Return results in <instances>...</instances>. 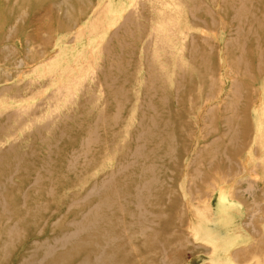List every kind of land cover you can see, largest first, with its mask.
<instances>
[{
    "label": "rangeland",
    "instance_id": "1",
    "mask_svg": "<svg viewBox=\"0 0 264 264\" xmlns=\"http://www.w3.org/2000/svg\"><path fill=\"white\" fill-rule=\"evenodd\" d=\"M14 2L18 0H0V150L5 158L9 155L0 162V170L10 160L15 161L20 168L11 181L16 186L24 174L30 175L31 180L40 175L29 168L40 162L39 157L42 160L49 156L54 170L48 173L50 176L41 174L54 181L46 189H36V193L27 182L21 184L23 191L32 197L29 201L19 203L17 191L8 198L12 213L8 216L11 222L19 218L21 225L14 246L0 257V264H17V258L29 252L25 247L33 236L50 237L64 222L80 220L87 207L97 202L109 205L108 193L102 196L91 191L95 182L107 179V174L112 179H109L113 185L111 191L117 192L116 202L123 201L133 207L127 194L135 193L136 185L129 177L139 172L140 155L152 152L155 156L150 161L153 162L146 165L154 164L160 170L156 174L159 183L150 181L154 185L150 186L151 191L145 192L144 206L153 213L154 219L145 233L153 235L148 242L136 233L128 239L137 229L132 227L120 240L124 246L109 255L111 262L264 264V20L260 41L249 37V42L257 40L255 42L259 43H251V48L260 49L261 63L253 60L252 65L249 63V67L244 68L243 63L248 60L245 57L246 60H240L243 65L235 69L230 66L233 56L229 52L239 38H231L234 31L228 22L230 12L222 6L223 0H76L77 3L73 2L68 8L60 4V0H19L16 5ZM259 2L253 0L251 4ZM191 8H195L194 12ZM190 13L195 15L194 20ZM197 18L205 23L195 25L199 22L195 21ZM203 50L206 54L200 53ZM179 51L187 56L181 61L182 65L187 64L183 72L172 69V57L177 61ZM200 55L205 60L203 65ZM190 58L197 61H189ZM161 62L165 63L163 70L159 72L155 68L153 71L165 76L168 88L154 92L151 88L163 79L156 82L147 77L146 71ZM105 73L109 74L113 88L105 83ZM200 74L207 75L204 76L206 83L200 80ZM236 79L243 81L244 87L234 98L231 94ZM117 85L121 87L119 90ZM142 90L152 91L148 97L155 105L153 116L167 125L164 133L160 132V139L144 132L141 137V129L137 127L140 120L136 115L145 110L140 98ZM117 92L121 93L120 104L111 99ZM159 98H164L162 106L155 103ZM231 100L236 106L224 111ZM149 113L146 115L152 116ZM99 115L100 127H88L86 122ZM108 116L116 118L112 126L104 128L101 122ZM224 118L226 122L235 123L231 126L232 132L228 125L226 127ZM154 129L152 131L157 134ZM87 135L94 138L89 150L84 141ZM166 135L171 138L172 151ZM217 136L220 139L212 144L210 140ZM134 143L139 144L142 151L138 156ZM8 148L13 149L15 155L11 153L13 150L8 154ZM126 151V157H131L122 159L120 155ZM199 152L202 154L197 159ZM61 155L69 160L65 163L74 164L71 170L59 169ZM71 156H77L78 163L73 162ZM132 159L136 163L127 168L122 166ZM119 164H122L121 172ZM69 193L80 201L70 203L66 197ZM57 202H60L58 207ZM104 207H101L103 216L113 220L118 213ZM25 209L28 210L26 215L21 213ZM109 212L111 214H107ZM125 221L129 223L133 219L126 217ZM102 225L98 222L94 229H102ZM86 235L88 233H82L77 238L81 243L90 240ZM79 246L77 252L86 247L84 243ZM72 248L65 247L67 252L72 251L69 257L73 260L78 253Z\"/></svg>",
    "mask_w": 264,
    "mask_h": 264
},
{
    "label": "bare ground",
    "instance_id": "2",
    "mask_svg": "<svg viewBox=\"0 0 264 264\" xmlns=\"http://www.w3.org/2000/svg\"><path fill=\"white\" fill-rule=\"evenodd\" d=\"M20 1H22V2H29V1H37V0H20ZM219 1V0H218ZM253 0H223V4H222V6L226 9V11H228V12H230L229 13V15H230V21H228L229 22V26L231 27V28H233V31H234V33H232V34H234V37H231V38H235V39H240V41H239V39L237 40V43H236V45L234 46V47H232L233 49H231L230 50V52H229V55L231 54V56H233V58H232V61H231V67L233 68V66H234V68L236 69V68H238V67H240V66H242L243 64V66L242 67H244V68H247V67H249V63L252 65V62H253V60H255L256 61V63L258 62V63H261V58H262V54L259 52V48H257L256 50L255 49H253V48H251V43H253V45H254V42L255 41H257V40H259L260 41V36H262L263 34H261L262 33V30H260V28H263V26H262V24H263V20H264V0H260L261 2H259V4H257V5H253L252 6V4H251V2H252ZM259 1V0H258ZM18 2H19V0H18ZM17 2V3H18ZM73 2L74 3H77L76 2V0H60V4L61 3H63L62 5H65L67 8L68 7H72L73 5ZM256 2V1H255ZM16 3V4H17ZM257 3V2H256ZM14 4H15V2H14ZM15 4V5H16ZM21 4V3H20ZM220 4H221V1H220ZM58 5V4H57ZM13 6V5H12ZM14 8V7H13ZM70 9V8H69ZM193 8H191V10H192ZM195 9V8H194ZM194 9H193V12H194ZM190 10V9H189ZM188 10V12H190ZM199 10V9H198ZM203 10V9H202ZM220 10V9H219ZM68 11V10H67ZM67 11H65V12H67ZM225 11V10H224ZM207 13H209V12H207ZM189 14V13H188ZM190 14H192L193 15V13H190ZM226 14V13H225ZM224 14V15H225ZM211 15V14H210ZM227 15V14H226ZM194 16V17H193ZM192 17H193V20H194V18H196L195 17V15H193ZM209 16V15H208ZM260 16V17H259ZM212 17V16H211ZM226 17V16H225ZM192 19V18H191ZM212 19V18H211ZM226 19V18H225ZM197 20H199V22L197 21ZM212 20H214V19H212ZM195 21H197L198 23H196L195 25H201V24H203V23H205L203 20L201 21V19L200 18H197ZM208 22H209V19H208ZM212 22V21H211ZM71 23V22H70ZM213 23H214V21H213ZM213 23H211V24H213ZM74 24V23H73ZM209 24H210V22H209ZM227 24V23H226ZM228 25V24H227ZM221 26V25H220ZM262 26V27H261ZM227 27V26H226ZM224 25H223V28H226ZM259 31H261V32H259ZM190 32H188V34H189ZM249 34L248 36H246V34ZM77 34V33H76ZM181 35V34H180ZM191 36H193V34H190ZM251 36H254V38H256L257 40H255V41H253V42H249V37H251ZM195 37V36H194ZM161 38V37H160ZM193 38V37H192ZM252 38V37H251ZM163 39V38H162ZM173 39V38H172ZM181 39V38H180ZM197 39V38H196ZM234 39V40H235ZM192 40V39H191ZM230 40V39H229ZM181 41H182V39H181ZM180 41V42H181ZM198 41V40H197ZM231 41V40H230ZM149 42V41H148ZM191 42V41H190ZM227 42V41H226ZM158 43V42H157ZM187 43V42H186ZM257 45L259 44L258 42H255ZM172 44V43H171ZM235 44V43H234ZM186 45V44H185ZM256 45V46H257ZM149 46V45H148ZM161 46V45H160ZM157 47V46H156ZM159 47V46H158ZM184 47V46H183ZM186 47V46H185ZM193 48V47H192ZM199 48V47H198ZM146 49H147V47H146ZM156 49V48H155ZM189 50H190V48H189ZM193 50H194V48H193ZM253 50H255L254 52H253ZM147 51V50H146ZM154 51V50H153ZM180 52V51H179ZM187 52V51H186ZM192 52V51H191ZM188 53V52H187ZM201 54L203 53V54H206V52L203 50L202 52H200ZM189 55V54H188ZM159 56V55H158ZM186 56V54L184 53V52H180L179 53V55H178V58H177V61H175L174 59V57H172L173 58V60H172V69L173 70H178V69H181V70H179V72L180 71H182L183 72V67H184V65L185 64H183L182 65V62L181 61H183V57H185ZM234 56H235V58H234ZM142 57V56H141ZM162 58H163V56H161ZM187 57V56H186ZM203 56L202 55H200L199 56V59L201 60L200 62H201V64L203 65V62L205 61H203V58H202ZM245 57H247L248 58V60L246 61V62H242L243 64H240V60H241V58H244L245 59ZM143 58V57H142ZM150 58V57H149ZM229 58V57H228ZM157 60H158V58H156ZM170 59H171V57H170ZM168 60V59H167ZM187 60V59H186ZM246 60V59H245ZM144 61V60H143ZM159 61V60H158ZM157 61V62H158ZM168 61H170V60H168ZM167 61V62H168ZM189 61H192V62H194V61H197V59H189ZM203 61V62H202ZM144 62H146V61H144ZM153 62H154V59H153ZM160 62V61H159ZM165 62V61H164ZM188 62V61H187ZM200 62H198L199 64H200ZM236 62L237 63H239V65H237V66H235L234 64H236ZM170 63V62H169ZM168 63V64H169ZM146 64V63H145ZM154 64V63H153ZM152 64V65H153ZM164 64L165 63H163V62H161V63H155V66H154V68L152 67V66H150L149 67V69H147V71H146V73H147V77H149L150 79H152V80H154V81H159V80H161V79H163V77H165V76H161V74L160 73H158L156 70L155 71H153V69H159L158 71L160 72V70H163V68H164ZM168 64H167V66H168ZM227 64V63H226ZM233 64V65H232ZM151 65V64H150ZM187 65V64H186ZM185 65V66H186ZM196 65V64H195ZM229 65V64H228ZM166 67V66H165ZM170 67V66H169ZM169 67H167V69L169 68ZM200 67H201V65H200ZM256 67H257V65H256ZM252 68V67H251ZM170 69V68H169ZM172 70V71H173ZM194 70V69H193ZM241 70V69H240ZM166 72V71H165ZM242 72H244V71H242ZM168 73V72H167ZM173 73H174V71H173ZM172 73V74H173ZM204 74V73H203ZM246 74H247V72L245 73V74H243V76H246ZM176 75H177V73H176ZM109 76V74H107V73H105V77L104 78H107V81H106V79H105V83L110 87H114V85H113V82L111 81V79H110V77H108ZM178 76V75H177ZM182 77H183V74L181 75ZM195 76H197V75H195ZM205 76V75H204ZM201 76V74H200V80L203 82H205L206 83V81H205V77L207 76ZM141 77H144V75L143 76H141ZM166 77H167V75H166ZM169 77V76H168ZM181 77V78H182ZM198 77V76H197ZM209 77V76H208ZM207 77V78H208ZM173 78H175L176 79V77H173ZM179 78V77H178ZM247 78V77H246ZM148 79V78H147ZM172 79V78H171ZM104 80V79H103ZM180 80H182V79H180ZM117 81V80H116ZM162 81V80H161ZM173 81H175L176 82V80H174L173 79ZM208 81H210V79L208 80ZM118 82V81H117ZM172 82V81H171ZM178 82H179V80H178ZM177 82V83H178ZM155 83V82H154ZM167 83V82H166ZM214 83V82H213ZM153 84V83H152ZM181 85V84H180ZM209 85H210V83H209ZM118 86V85H117ZM175 86H176V84H175ZM233 93L231 94L234 98H236L239 94H240V92H241V89H242V87H244V82L243 81H241V80H238V79H236L235 80V82H233ZM119 88H121V87H119L118 86V89L117 90H119ZM168 88V86L164 83V79H163V81L162 82H159V84H157L155 87H153V88H151L154 92L155 91H159V90H166ZM174 88V87H173ZM183 88V87H182ZM150 89V88H149ZM150 89V90H151ZM175 90V89H174ZM143 91V90H142ZM173 91V90H172ZM150 92H152V91H150ZM149 90H144L143 92H141V96H140V98H141V102H143L144 103V106H145V110L144 111H142V112H140V114H138L137 113V118H139V120H140V122L137 124V127L139 128V129H141V137H142V133L144 132V134H148V136H151V138H153V136H155V137H158L159 139L161 138V133L160 132H162L163 131V133H164V127H166L167 125H163L162 124V122H160L159 120H157L156 119V117L155 116H153V113L154 112H156V111H154V102H152L151 101V98L150 97H148L149 96ZM140 93V92H139ZM160 93V92H159ZM165 93V92H164ZM154 95H155V93H154ZM136 96V95H135ZM172 96V95H171ZM156 97V96H155ZM118 98H120L119 100H117ZM175 98V97H174ZM231 98V97H230ZM111 99H113V100H116V102H118L119 101V103H117V104H120L121 103V101H122V99H121V93H118L117 92V94L115 95V96H112L111 97ZM134 99L136 100V98L134 97ZM146 99V102L144 101ZM139 100V99H138ZM158 101H156L155 103L157 104V106H159V105H161L162 106V102L164 101V98H162V99H157ZM229 102V101H228ZM236 102H234V101H230L229 103H227V105H225L224 106V111L227 109V107H229V108H234L235 106H234V104H235ZM137 106H138V103H137ZM213 107H214V105H213ZM99 108H101V107H99ZM161 108V107H160ZM157 110H159V108L157 109ZM212 110V109H211ZM18 111V110H17ZM88 111V110H87ZM149 111H152V113H149ZM162 111V110H161ZM210 111V110H209ZM233 112V111H232ZM97 113V112H96ZM146 113L148 114H151L152 116H147L146 115ZM208 113V112H207ZM206 113V114H207ZM227 113V112H226ZM86 114V113H85ZM134 114V113H133ZM209 114V113H208ZM17 115H18V113H17ZM159 115V114H158ZM160 115H162V114H160ZM228 115V114H227ZM226 115V116H227ZM163 116V115H162ZM101 117H102V115H101ZM115 118L116 117H114V116H111L110 118H109V116L108 117H103V123L101 122V124H102V126L105 128V126L107 125L108 127H110V126H112L111 124V122H113V121H115ZM159 118H161V116L159 117ZM225 118H227V117H225ZM224 118V119H225ZM231 118V117H230ZM224 119H222V120H224ZM102 120V119H101ZM118 121V120H117ZM229 121V120H228ZM85 122V121H84ZM127 122V121H126ZM137 122V121H136ZM164 122V121H163ZM225 125H226V127H227V125H228V127H229V129L231 130V132H232V129H233V127H231V126H233V124H235V123H233V121H231L230 120V122H226V119H225ZM82 123V122H81ZM125 123V122H124ZM48 124V123H47ZM46 124V125H47ZM86 124H87V126L88 127H96V126H98L99 124H100V115L97 117V119H95V120H93V121H89V122H86ZM126 124V123H125ZM20 125V124H19ZM45 125V126H46ZM101 126V127H102ZM106 126V127H107ZM8 127V126H7ZM98 127H100V126H98ZM41 128V127H40ZM112 128V127H111ZM115 128V127H114ZM153 128H155V129H157V134H154V131H152L153 130ZM46 129V128H45ZM110 129V128H109ZM154 129V130H155ZM168 129V128H167ZM228 129V128H227ZM228 129V130H229ZM16 130V129H15ZM134 130V129H133ZM80 132H82V131H80ZM108 132V131H107ZM136 132V131H135ZM138 132V131H137ZM139 132H140V130H139ZM96 133V132H95ZM94 133V134H95ZM104 133V132H103ZM109 133V132H108ZM156 133V132H155ZM85 134V133H84ZM87 134V133H86ZM37 135V134H36ZM138 135V134H137ZM231 136V135H230ZM30 137V136H29ZM78 137H81V136H78ZM138 137H139V135H138ZM166 138H165V140H167V142H168V146H169V148L170 147H172V145H170L171 143L169 142L170 140H171V138L168 136V135H166L165 136ZM218 137V136H217ZM60 138V137H59ZM77 138V137H76ZM110 138V137H109ZM109 138H108V140H109ZM135 138V137H134ZM157 138V139H158ZM78 139V138H77ZM105 139V138H104ZM111 139V138H110ZM141 139V138H140ZM220 139V137H218V138H215V137H213V139H211L210 140V142L212 143V144H215V142L217 143V141ZM76 140V139H75ZM84 140V139H83ZM93 140H94V138L93 137H90V136H88L87 135V137L85 138V142H86V145H85V147H87V149L89 150V145L91 144V142L92 143H94L93 142ZM174 140V139H173ZM78 141H80V140H78ZM110 141V140H109ZM135 141V140H134ZM143 141H145V140H143ZM100 142V141H99ZM104 142V141H103ZM136 142V141H135ZM82 143V142H81ZM96 143V142H95ZM106 143V142H105ZM131 142H129V144H130ZM210 143V144H211ZM75 144V143H74ZM127 144V143H126ZM135 144V143H134ZM144 144H146V143H144ZM148 144V143H147ZM161 144V143H160ZM159 144V145H160ZM81 145V144H80ZM92 145V144H91ZM136 145V144H135ZM143 145V144H142ZM153 145H156L155 143H153ZM78 146V145H77ZM93 146H94V144H93ZM131 146V145H130ZM140 145L139 144H137L136 146H134L135 147V154H137V156L138 155H140L139 153H141L140 152V147H139ZM144 146V145H143ZM167 146V147H168ZM72 147V146H71ZM84 146H82V148H83ZM103 147H105V145H103ZM133 147V146H132ZM147 147V146H146ZM155 148L157 147V146H154ZM27 148V147H26ZM48 148V147H47ZM81 148V147H80ZM100 148V147H99ZM109 148V147H108ZM124 148V147H123ZM9 149V148H8ZM7 149V150H8ZM16 149V148H15ZM128 149V148H127ZM171 149V148H170ZM7 150H6V152H7ZM13 149H9L8 150V154H11V153H13L12 155H15L14 153V150L12 151ZM80 150V149H79ZM82 150V149H81ZM86 151V154H87V152H89V151ZM119 150H121V149H119ZM123 150V149H122ZM12 151V152H11ZM148 151V150H147ZM171 151H172V149H171ZM11 152V153H10ZM47 152V151H46ZM70 152V151H69ZM76 152V151H75ZM81 152V151H80ZM148 152H150V151H148ZM130 153H132V152H130ZM154 153H156V151L154 152ZM201 152H199L198 153V155L196 156V158L198 159L200 156H199V154H200ZM7 154V153H6ZM75 153H73V155H74ZM82 154H83V152H82ZM85 154V155H86ZM202 154V153H201ZM80 155V154H79ZM89 155H91V154H89ZM88 155V156H89ZM126 155H128V153H127V151L126 152H123V154H121L120 155V157H123L122 159H125V158H127L126 157ZM130 155V154H129ZM134 155V154H133ZM9 156V155H8ZM8 156L6 157V158H8ZM59 156V155H58ZM66 156H67V154H66ZM70 156V155H69ZM84 156V155H83ZM135 157H137L136 155H134ZM155 155H153V152L150 154V153H147V154H144V155H140V159H141V168H140V170H139V172L137 173V174H135V176L133 175V177H129V179H131V182L132 183H134V185H136L135 187H136V190L134 191L135 193H130V194H127L129 197H127V196H124V197H127L128 199L130 198V201H129V203L130 204H132L133 205V207H131V206H127L126 204H123L122 202H116V197H117V192L115 191V190H112L111 191V183L109 182V179H110V174H107V176L106 175H104V176H106L107 177V179L106 178H104V179H102L101 181H98V182H95V184L93 185L92 183V185H93V187H92V189H91V191H93L94 192V194H95V192L96 193H98V194H100V195H102V194H106V193H108L109 194V199H110V201H109V203H107V204H109V205H105L106 204V200H108V198L104 201L105 202V204H101V202H97L96 204H93L92 206H89V207H87L86 208V206L85 205H83V207H85L86 209H84L82 212H83V214H82V220L80 219H73V220H69V221H67V222H64L63 224H62V227H60V229L58 230V231H56V235L54 234V235H50V237H44V238H38L37 236H33V239L30 241V242H28L27 244H26V247H25V250H29V252L28 253H24L25 255H21V256H19V258H17V264H63V262L64 263H66V262H69V264H113V262H111V260H110V257H109V255H112V254H114V253H116L117 251H119V249L121 248V247H123L124 245L123 244H121L120 243V240H121V238H123L125 235H127V233H128V230L130 231V229L132 228V227H135L136 226V228L137 229H135V231H133V232H131V234L128 236V239H130V238H132L133 237V235L136 233L137 234V236H138V234L139 235H142V237L144 238V240L145 241H149V237L151 236V235H153V233H145V229H146V227H148V225H150L153 221H154V219L151 217V216H153L152 214V212L151 211H147V208L144 206L145 205V201H146V191H151L150 190V186H153V185H151L150 184V181H153L154 180V183L155 184H157V183H159V180L157 181L156 180V174H157V172L158 171H160V170H157V168H155V165L154 164H148V165H146L147 164V162H149L153 157H154ZM12 157V156H11ZM28 157V156H27ZM129 157V156H128ZM131 157V156H130ZM129 157V158H130ZM156 157L158 158V156L156 155ZM5 157H4V152L2 151V150H0V162L3 160L4 161V159H6ZM15 158H17V157H15ZM61 159L59 160L60 162H58L59 163V169L60 170H64L65 168H68V169H70V168H73L74 167V164L73 163H65L66 162V160H67V158L66 157H64L63 155H61V157H60ZM71 158H72V156H71ZM78 158H81V156L80 157H78ZM86 158V157H85ZM129 158H127V159H129ZM11 159V158H10ZM20 159V158H19ZM18 159V160H19ZM23 159V158H22ZM73 160V162H76L77 160V156H74L73 158H72ZM87 159V158H86ZM121 159V158H120ZM139 159V160H140ZM202 159V158H201ZM17 160V159H16ZM39 160H40V162H38L37 164H33L32 166H30V163H29V166H30V168L29 167H26L25 168V170H28V168H29V170H31V168H34L35 170H36V172H38V174H40V175H38V176H36L35 178L33 177V179L31 180V178H30V175H26V174H24L23 176H21L20 177V181L17 183L18 184V186H17V184H16V186H14L13 184H12V181H11V179H12V177H13V175L15 174V172H16V170L17 169H19L20 167H18V165L15 163V161H9V163H6L5 165H4V167L5 168H3L2 170H0V257L1 256H5L7 253H8V251L10 250V248H12L13 246H14V243H15V240H16V235L18 234V232H19V225H21V224H19V222H20V219L18 220H15V221H13V222H11V217H9L8 216V213H11V209H10V205H9V201L8 200H10V199H8V198H10V197H12L11 196V194H15V192L16 193H20L19 194V198H18V200H19V203H20V201L21 202H25L26 200H28V199H32V197H31V195L29 194V193H27V192H25V191H23V188H21L22 186H21V184H23L24 182H27L28 183V185L30 184L31 186H32V190L35 192V190L36 189H38V188H45L46 189V187L47 186H49V183H51V182H53L54 181V179L53 178H51V177H46V179L44 178V175L43 174H41L42 172L43 173H45V174H47L48 176H50V174H48V173H51L53 170H54V166H52L51 165V157H45L44 159H42L41 160V158L39 157ZM38 160V161H39ZM51 160V161H50ZM135 160V159H134ZM133 159H132V161H129V164H125V165H122V164H119V169H120V167H121V165L122 166H125V168H127L128 166L130 167V165H132V164H134V161ZM6 161V160H5ZM68 162H69V160H67ZM124 161V160H123ZM154 161H155V159H154ZM157 161V160H156ZM35 162V161H34ZM55 162V161H54ZM53 162V163H54ZM126 162V161H125ZM138 162V161H137ZM150 162H153V161H150ZM19 163V162H18ZM76 163H78V162H76ZM91 163V162H90ZM136 163V162H135ZM4 164V163H3ZM85 164V163H84ZM83 164V165H84ZM104 164V163H103ZM138 164V163H137ZM157 165V164H156ZM1 166V165H0ZM78 166V165H77ZM81 166V165H80ZM158 166V165H157ZM2 167H3V165H2ZM132 167V166H131ZM137 167L139 168V166L137 165ZM122 168V167H121ZM67 169V170H68ZM94 169V168H93ZM100 169V168H99ZM102 169V168H101ZM159 169V168H158ZM163 169V168H162ZM56 170H57V168H56ZM71 170V169H70ZM75 170V169H74ZM84 170V169H83ZM31 171H33V170H31ZM29 172L30 174L31 173H33L34 174V172ZM65 171H66V169H65ZM77 171V170H76ZM96 171V170H95ZM123 171V170H122ZM22 172V171H21ZM26 172V171H25ZM100 172V171H99ZM114 172V171H113ZM112 172V173H113ZM119 172H121V169H120V171ZM23 173H24V171H23ZM89 173V172H88ZM111 173V174H112ZM198 173V171H195V174H197ZM2 174H3V176H2ZM123 174V173H122ZM149 175V178H147L148 176L147 175ZM35 175V174H34ZM53 175V174H52ZM66 175V174H65ZM131 175H132V173H131ZM130 175V176H131ZM15 176V175H14ZM90 176V175H89ZM94 176V175H93ZM92 176V177H93ZM116 176H119L118 174L116 175ZM122 176V175H121ZM88 177V176H87ZM112 177V176H111ZM120 177V176H119ZM63 178V177H62ZM77 178V177H76ZM83 178H84V176H83ZM86 178V177H85ZM57 179V178H56ZM16 180H18V179H16ZM73 180V179H72ZM89 180V179H88ZM87 180V181H88ZM92 180H93V178H92ZM112 179H110V181H111ZM128 180V179H127ZM49 181V182H48ZM70 181V180H69ZM157 181V182H156ZM71 182V181H70ZM69 182V183H70ZM126 182V181H125ZM65 183H66V181H65ZM15 184V183H14ZM61 184V183H60ZM59 184V185H60ZM73 184V183H72ZM75 184V183H74ZM84 184H86V183H84ZM87 184H88V182H87ZM90 184V185H91ZM107 184V185H106ZM127 184V183H126ZM130 184V183H129ZM24 185V184H23ZM29 185V186H30ZM43 185H45V187H43ZM66 185V184H65ZM67 185H69L70 186V184H67ZM66 185V186H67ZM89 185V186H90ZM91 185V186H92ZM105 185V186H104ZM133 185V184H132ZM58 186V185H57ZM62 186V185H61ZM64 186V185H63ZM83 186V185H82ZM104 186V187H103ZM113 186V185H112ZM125 186V185H124ZM75 187V185L73 186V188ZM122 187V186H121ZM56 188V187H55ZM71 188V187H70ZM114 188H117V186L115 185L114 186ZM48 189V188H47ZM51 189H53V187H51ZM58 189V188H57ZM67 189H69V188H67ZM90 189L88 188V190L87 191H90ZM113 189V188H112ZM118 189H119V187H118ZM128 189V188H127ZM133 189V188H132ZM135 189V188H134ZM32 190H30V191H32ZM44 190V189H43ZM42 190V191H43ZM129 190V189H128ZM45 191V190H44ZM90 191V192H91ZM107 191V192H106ZM113 191H115V192H113ZM127 191V190H126ZM130 191H131V189H130ZM129 191V192H130ZM89 192V193H90ZM153 192V191H152ZM36 193V192H35ZM37 193H39L40 194V192H38L37 191ZM32 194V193H31ZM44 194V193H43ZM70 194V193H69ZM92 194V193H91ZM126 193L124 192V195H125ZM149 194V193H148ZM147 194V195H148ZM15 196H17V195H15ZM14 196V197H15ZM46 196V195H45ZM84 196H85V194H84ZM103 196V195H102ZM122 196V195H121ZM13 197V198H14ZM18 197V196H17ZM38 197V196H37ZM42 197V196H41ZM67 197V199L70 201V203H78L80 200H77V199H75V196H74V194L73 195H68V196H66ZM77 197V196H76ZM86 198H88L87 197V193H86ZM149 198V197H148ZM15 199H17L16 197H15ZM83 199V198H82ZM81 199V200H82ZM85 199V198H84ZM83 199V200H84ZM82 200V201H83ZM29 201V200H28ZM30 201H33V200H30ZM81 201V202H82ZM101 201V200H100ZM124 201H125V198H124ZM35 202V201H34ZM127 202V201H126ZM11 203V202H10ZM18 203V202H17ZM16 203V204H17ZM39 203V202H38ZM52 203V202H51ZM60 203V202H59ZM58 202H57V204H56V206L58 207L60 204H59ZM91 203V202H90ZM103 203V202H102ZM128 203V202H127ZM13 204V203H12ZM30 204V203H29ZM28 204V205H29ZM86 204H88L87 202H86ZM92 204V203H91ZM129 204V205H130ZM13 205H15V204H13ZM102 205H104V206H102ZM126 205V206H125ZM35 206V205H34ZM33 206V207H34ZM54 206V205H53ZM76 206H78V205H76ZM80 206V205H79ZM104 207V208H106V209H110V210H115L116 211V213H118V214H116V216L114 217V219L112 220V219H110V218H107V216L105 217V216H103V210H102V208ZM14 208V207H13ZM17 208V207H16ZM15 208V209H16ZM34 208H36V207H34ZM79 208V207H78ZM64 209V208H63ZM68 209V208H67ZM27 211L28 210H22V214H24V215H26L27 214ZM30 211V210H29ZM32 211V210H31ZM62 211V210H61ZM64 211V210H63ZM108 211V210H107ZM15 212H17V211H15ZM33 212V211H32ZM77 212V211H76ZM81 212V213H82ZM111 212V211H110ZM107 213V214H111V213ZM112 212H114V211H112ZM18 213H20V212H18ZM17 213V214H18ZM30 213V212H29ZM56 213H58V212H56ZM75 213V212H74ZM79 213V212H78ZM12 214V213H11ZM36 214V213H35ZM67 214V213H66ZM80 214V213H79ZM78 214V215H79ZM105 214V213H104ZM157 214L159 215L160 213H158L157 212ZM31 215H32V213H31ZM39 215V214H38ZM15 216V215H14ZM27 216H30V215H27ZM27 216H25L24 218H26ZM80 216V215H79ZM111 216H114V215H111ZM17 217V216H16ZM64 218H66L65 216H63ZM62 217V218H63ZM70 217V216H69ZM76 217V216H75ZM110 217V216H109ZM126 217H128V218H131V220L133 219V222H130L129 221V223L127 222V221H125V218ZM12 218H13V216H12ZM52 218V217H51ZM63 218V219H64ZM68 218V217H67ZM79 218V217H78ZM11 219V220H10ZM28 219H29V217H28ZM31 219V218H30ZM33 219V218H32ZM24 220V219H23ZM27 220V219H26ZM130 220V219H129ZM65 221V220H64ZM24 222V221H23ZM61 222V221H60ZM98 222L101 224H103L102 226H103V228L101 229H98V230H95L94 229V226L95 225H97L98 224ZM33 223V222H32ZM40 223V222H39ZM31 224V223H30ZM30 224H28V225H30ZM24 225V224H23ZM61 225V224H60ZM60 225H58V226H60ZM53 226V225H52ZM27 227V226H26ZM37 227V226H36ZM29 228V227H28ZM59 228V227H58ZM49 229V228H48ZM113 229H117L115 232H113ZM133 229V228H132ZM27 230H30V229H27ZM32 230H34V229H32ZM35 230H37V229H35ZM50 230H52V229H50ZM43 231V230H42ZM48 231V230H47ZM46 231V232H47ZM147 232V231H146ZM30 233L32 234L33 232H31L30 231ZM35 233V232H34ZM52 233V232H51ZM82 233H88V235L90 236V240H87V241H82V243H81V241L77 238V236L78 235H80V234H82ZM28 234V233H27ZM30 234V235H31ZM36 234V233H35ZM38 235V234H37ZM40 235V234H39ZM49 235V234H48ZM88 235H86L87 237H88ZM26 237V236H25ZM27 237H28V235H27ZM35 237H37V238H35ZM134 237H135V235H134ZM21 238H22V236H21ZM83 239V238H82ZM86 239H89V238H86ZM126 239H127V237H126ZM20 242V241H19ZM26 242V241H25ZM84 243V245L86 246V247H82L80 250H79V252H77V250L81 247V246H79V245H81V244H83ZM21 245H22V243H20ZM19 245V244H18ZM67 246H73V248H72V250L73 249H76V251H75V253L77 254L75 257H74V259L72 260L71 259V257H69V256H71L70 255V253L72 252H67V250L65 249V247H67ZM21 248V247H20ZM24 248V247H23ZM22 248V249H23ZM18 249V248H17ZM21 249V250H22ZM62 249H65L66 251H61ZM82 250V251H81ZM26 252V251H25ZM21 254V253H20ZM53 254V256H51ZM75 255V254H74ZM1 259V258H0ZM12 259H14V258H12ZM2 260V259H1ZM69 260V261H68ZM1 262V261H0ZM4 262V261H3ZM15 262V261H14ZM11 264V263H10ZM68 264V263H67Z\"/></svg>",
    "mask_w": 264,
    "mask_h": 264
}]
</instances>
